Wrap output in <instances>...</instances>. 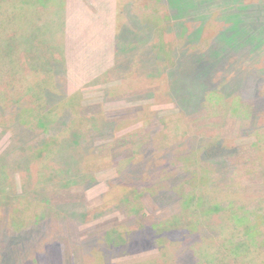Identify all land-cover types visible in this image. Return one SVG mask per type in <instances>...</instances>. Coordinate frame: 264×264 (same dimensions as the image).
Masks as SVG:
<instances>
[{
  "label": "rangeland",
  "instance_id": "374dc122",
  "mask_svg": "<svg viewBox=\"0 0 264 264\" xmlns=\"http://www.w3.org/2000/svg\"><path fill=\"white\" fill-rule=\"evenodd\" d=\"M19 1L0 0L8 42L23 39L11 41L13 27H38L44 19L36 5L35 13L30 3L14 6ZM125 3L127 48L112 65L106 56L110 40L118 42L117 0L61 2L75 25L57 39L65 42L64 59L44 72L52 74L51 93L80 94L73 129L25 130L11 124L16 106L0 108V264H97L98 252L101 264H149L161 257L159 236L172 243L173 264H264V0ZM156 7L166 19L155 29L136 22ZM15 16L19 23L11 22ZM238 27L252 47L247 38L255 35V52L216 44L238 35ZM163 40L160 50L151 45ZM26 57L4 72L21 83L45 74ZM20 102L31 105L29 96ZM190 156L213 179L196 192H207L195 218L200 229L190 236L184 220L157 233L153 224L179 213L181 190L195 182L184 168ZM188 167L198 177L201 168ZM228 221L233 228L223 241L225 232L212 230ZM116 226L129 230L126 239ZM105 244L125 252L106 255Z\"/></svg>",
  "mask_w": 264,
  "mask_h": 264
},
{
  "label": "trees",
  "instance_id": "16d2710c",
  "mask_svg": "<svg viewBox=\"0 0 264 264\" xmlns=\"http://www.w3.org/2000/svg\"><path fill=\"white\" fill-rule=\"evenodd\" d=\"M63 1L64 0H20L19 3L15 4L14 6H17V7L18 5L25 7L26 4L30 3L32 4L31 6L33 8H34V5H36L35 6L36 9L37 8L40 9V11H38V14L44 15L43 22H41L38 25V27L30 26V27H25L23 29H21L20 26L13 27L12 29L13 35L11 37V41L18 39L19 35L24 34L21 42L16 43V42H8L6 40H3L2 37H4V34L6 33V29L4 30L3 25L0 24V108L1 106H2V109H7L8 106L9 107L16 106L15 108L19 109V114H18L19 116L17 115L18 116L17 121H11V124L13 126L15 125V122H16L20 128L25 127V130H28L26 128H29L31 130H43L47 132L54 125L56 126L57 124L61 125V127H64V129L68 127L71 129L72 127L75 126V122L79 120V118L76 116L77 112H75V108H77L78 99L80 97V94L73 93V94L63 95V93H60L59 95L58 94L55 95L56 93H51L52 91L51 89L50 90L46 89V87H48L49 85L52 86L51 84H53L52 82L53 78H52L51 72L49 73L48 71L46 72L44 71L46 69L51 71L52 65L54 63L58 64L59 62H61L64 59L63 54L66 50L64 40H60V39L57 40V39L60 36L64 35L63 34L64 29L68 27L72 28L75 25L74 19L72 17H68V12L65 11L64 5L61 4V2ZM119 1L122 4H120ZM119 1L117 0V3H118L117 15H120L119 11H121L122 18L118 19L119 22H118L117 28L120 29V31L117 33L118 42H116V47H115L114 37L113 39L111 38L112 40H110V47H109V50L107 51L108 56H106V58L111 59L112 65H114V61H115L114 55L117 56L119 52H122L126 50L127 48L126 47L127 45L121 41L123 29H124V32L126 29L125 28L126 24L124 21H122L123 12L124 14L126 12V3H125V0H119ZM154 1L159 3V1L161 0H154ZM16 8H15V13L19 15L20 12L16 11ZM156 8L157 9H154V11L152 12L144 11L142 13L137 14L140 17L141 21L137 20L136 22L138 24H141V26L143 27L147 26L149 28L152 27V29L153 28L155 29L156 25L158 24V21L161 22L166 19V16L165 15L162 16L163 14L161 13V11H159L160 10L159 7H156ZM34 13H35V8H34ZM262 14H264V4L261 7V13L258 16V18ZM69 18H71V21ZM150 21H152L153 23L149 25H145V23L148 24V22L150 23ZM11 22L19 23L20 21L15 16L11 20ZM263 28H264V25L262 27H258V31H263ZM237 31H238V35L236 34ZM245 32L246 30L244 28L238 27L236 31L232 32L233 35L236 34L235 37L232 36L231 40H227V39H222L224 37L223 35L221 37V40L219 39L220 42L216 44L217 45L221 43L226 44L229 41H231V43L235 45V48L251 46V49H250L251 52H255L256 43L253 40L255 39V35H249L247 38V40L248 39L252 40V44H255L252 47L251 44H247L245 42V39H246V36H244ZM51 39H54V40L56 39L55 40L56 43H53L54 40H51ZM259 39L260 37L257 36V40ZM164 43H165L164 40L161 43L156 41L154 44H151V45L157 46L158 50H160L163 47ZM145 44L146 42H144V45ZM216 44H214V46L212 47V50L214 51H216L215 50ZM145 47H143L141 51L144 50ZM55 51L57 52V55L60 54V56H56ZM154 51L155 49L153 48L152 52L154 53ZM23 53H26L28 56L26 57L27 61H24L25 63L32 65L35 68H41L42 72H44L45 74L32 77V80L30 81L26 79L24 83H21V81H17L15 75L7 74L6 72H4L8 68H11V70H16L18 63L20 62V59L18 58V56ZM159 54L160 53H157L156 55L160 56ZM50 57H52L51 61L49 59ZM18 82L21 83V85L18 86ZM21 90H23L24 92H21ZM52 95H54L53 96L54 99H52L51 97V99L54 100L53 102L50 101V97H49ZM24 96L25 97L29 96V98L31 99V102H30L31 105L28 106L29 108H25V107L19 108V103L21 104L20 101ZM190 98H193V97H190ZM74 99H75V102H74ZM15 108H12L10 111H13V109ZM68 113L72 114V116H70L69 118L70 121L68 120V117H69ZM64 129L61 128V131ZM57 141H59V139ZM67 141H68L67 139H62L59 142L61 143L64 142L65 144H67ZM67 146L64 148H67ZM213 146L212 148L214 150H218L219 152H221V148L217 146L216 143ZM60 148L61 147H59V149ZM52 152L56 154L58 150L54 149V151ZM70 152L71 150L69 151V149L65 151V153L68 154L67 157L69 158V160H71L70 158H72L75 155ZM69 153L71 156H69ZM188 166H197L196 168H201V171L198 177H196V171H195L196 169H190L191 167H188ZM184 168L186 171L192 174V176L189 179H194L195 181L194 183L190 181L187 183L188 186H191L192 190L190 188V190L185 193L181 190L179 200L182 205H181V211L179 213L174 214L168 219L165 218L164 221H161L158 223L156 222V224H153L151 228L155 229L157 233L161 231L167 232L169 228L175 227L178 224H181L184 220L186 221L184 228L189 231L190 236H192L191 235L192 230L195 231V226H197L196 230L200 229L201 223L195 220V218L199 216L202 209L204 208V204H206L204 196L207 195V192L204 191L203 195L196 194V192H197V189H199V186L201 185L206 188H210L213 183V179L211 176H207L208 170H206L204 166H201V164L198 163V161H196L191 156H190V159H188L187 161L184 160ZM186 171H184V173H187ZM158 172L160 171L158 170ZM158 172H156L155 174H157ZM204 176H206V178L203 180L202 178ZM153 177H154V174L152 175V178ZM178 188L179 187L177 186L175 187L176 190ZM157 193L159 194V191H157ZM104 200L106 203L109 202L108 198ZM231 228H233V226L228 221V223L226 224H221L218 230H212V229L211 230L213 231V233L219 234V235H221L222 231H224L225 234H222L221 239L223 241L224 240L229 241V237L231 235H228V234H231ZM228 229H230V231ZM113 230H116L117 232L120 231L121 233L120 237H123L124 239L127 238L126 232H128L129 230H126V229L123 230L119 228V226L114 227ZM201 232L203 233V235H205V232L203 231ZM204 237L205 236L201 237L203 241L200 245L202 246L205 245L204 244L205 242H208L207 240L204 241ZM167 239L168 238H166L165 236H159L157 238V244H158V241L161 242V245L158 244V249H159L158 251L164 260L159 256L158 260L157 258L148 260L149 264H163V263L173 264L174 263V261L170 262L169 258L167 259V255H170V250L172 246V243H170ZM206 244H209V243H206ZM101 250L103 251L104 254L106 255L111 254L113 256L115 254L120 256V254H123L125 252V251L124 252L122 251V247L120 246L119 247L118 246H107L106 244ZM97 254H98L97 260L100 259V262L97 264H101L102 263L101 254H99V252Z\"/></svg>",
  "mask_w": 264,
  "mask_h": 264
}]
</instances>
